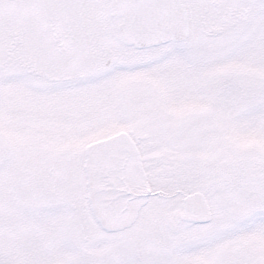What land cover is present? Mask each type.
<instances>
[{"label": "snow or ice", "instance_id": "6c2138e0", "mask_svg": "<svg viewBox=\"0 0 264 264\" xmlns=\"http://www.w3.org/2000/svg\"><path fill=\"white\" fill-rule=\"evenodd\" d=\"M0 264H264V0H0Z\"/></svg>", "mask_w": 264, "mask_h": 264}]
</instances>
